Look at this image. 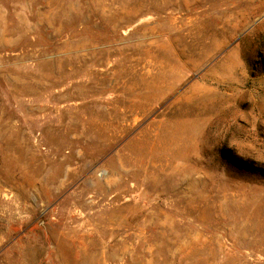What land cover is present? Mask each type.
<instances>
[{
    "label": "rangeland",
    "instance_id": "rangeland-1",
    "mask_svg": "<svg viewBox=\"0 0 264 264\" xmlns=\"http://www.w3.org/2000/svg\"><path fill=\"white\" fill-rule=\"evenodd\" d=\"M0 264H264V0H0Z\"/></svg>",
    "mask_w": 264,
    "mask_h": 264
}]
</instances>
